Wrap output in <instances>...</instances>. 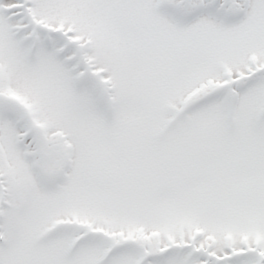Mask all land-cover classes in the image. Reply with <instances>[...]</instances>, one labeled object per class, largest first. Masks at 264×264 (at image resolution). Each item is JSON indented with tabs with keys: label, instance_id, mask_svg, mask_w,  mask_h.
<instances>
[{
	"label": "snow or ice",
	"instance_id": "snow-or-ice-1",
	"mask_svg": "<svg viewBox=\"0 0 264 264\" xmlns=\"http://www.w3.org/2000/svg\"><path fill=\"white\" fill-rule=\"evenodd\" d=\"M0 264H264V0H0Z\"/></svg>",
	"mask_w": 264,
	"mask_h": 264
}]
</instances>
